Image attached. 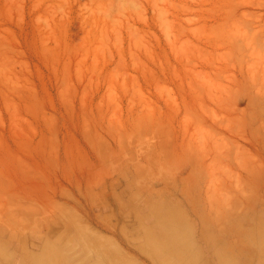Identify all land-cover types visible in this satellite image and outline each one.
Listing matches in <instances>:
<instances>
[{
    "label": "rangeland",
    "instance_id": "obj_1",
    "mask_svg": "<svg viewBox=\"0 0 264 264\" xmlns=\"http://www.w3.org/2000/svg\"><path fill=\"white\" fill-rule=\"evenodd\" d=\"M45 263L264 264V0H0V264Z\"/></svg>",
    "mask_w": 264,
    "mask_h": 264
},
{
    "label": "bare ground",
    "instance_id": "obj_2",
    "mask_svg": "<svg viewBox=\"0 0 264 264\" xmlns=\"http://www.w3.org/2000/svg\"><path fill=\"white\" fill-rule=\"evenodd\" d=\"M78 223V222H77ZM78 225H80L79 227H77L78 228V234H80V235H78L79 237L81 236V235H85V234H88L89 232H88V230L84 227V226H82L81 224H79L78 223ZM77 225V226H78ZM82 239V238H81ZM26 253V252H25ZM45 253H48L47 251L45 252ZM46 255V254H45ZM42 256H43V254H42ZM52 257V256H51ZM53 258V257H52ZM51 259V258H50ZM49 260V259H48ZM43 262H44V260H43ZM45 262H47L46 261V259H45ZM51 262V261H50ZM48 263V262H47ZM47 263H45V264H47Z\"/></svg>",
    "mask_w": 264,
    "mask_h": 264
}]
</instances>
